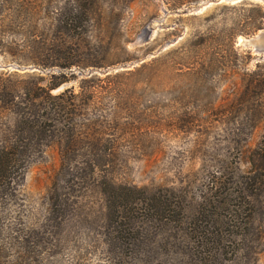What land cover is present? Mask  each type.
Wrapping results in <instances>:
<instances>
[{
	"label": "rangeland",
	"instance_id": "obj_1",
	"mask_svg": "<svg viewBox=\"0 0 264 264\" xmlns=\"http://www.w3.org/2000/svg\"><path fill=\"white\" fill-rule=\"evenodd\" d=\"M204 1L0 0L1 94L18 73L16 99H0V146L29 106L27 75L56 74L65 81L52 93L66 91L43 151L14 157L0 181V264H264V170L251 163L264 85L244 76L263 73L264 55L239 34L238 61L220 69L211 59L219 44L230 52L229 33L256 21L264 1L185 12ZM114 185L133 197L180 193L184 221L139 216L116 235ZM201 205L210 211L195 226Z\"/></svg>",
	"mask_w": 264,
	"mask_h": 264
},
{
	"label": "trees",
	"instance_id": "obj_2",
	"mask_svg": "<svg viewBox=\"0 0 264 264\" xmlns=\"http://www.w3.org/2000/svg\"><path fill=\"white\" fill-rule=\"evenodd\" d=\"M244 1H241L242 4ZM257 20L253 23L243 25L240 30L233 29L229 33V43L231 44V50L228 53L221 48L220 44L215 48L216 51L211 53V59L215 60L216 66L221 68L226 67V63L231 58H235L237 61L240 59L239 47L236 46L237 36L239 34L248 37L252 36L258 29L262 27L264 22V9L257 7ZM251 24V25H250ZM242 27V26H241ZM208 43L207 39L203 38L199 42L201 52ZM206 50V49H205ZM168 51L163 56H158L152 60V64L165 62L166 57L169 55ZM179 63V62H178ZM186 63H179L182 66ZM69 67V65H66ZM205 70L207 68L205 63L201 64ZM215 66V67H216ZM29 74V73H27ZM18 73H11L6 79V83L3 85L0 93V99H6V101H13L16 99V85L14 77H17ZM256 75L260 76V81L264 85V71L259 72L254 70L252 72H245L244 76H249L247 79L251 80V77ZM26 76V74L24 75ZM50 80L48 81L46 76L43 75H27L28 80L25 82L27 85L24 88V97L27 108H24L15 122L14 130L16 137L12 138L6 135L5 141L0 146V181L7 178V172L10 169V163L14 160V157H31L33 151L42 152L44 144L49 137V133L53 132L56 128V114L59 112V105L57 101L61 96L66 93L63 92L59 95L52 93L53 89L61 85L65 80H60V77L56 74H48ZM263 92V88L261 89ZM249 92V88L246 87L244 94ZM71 145V144H69ZM251 163L252 170L256 174H262L264 170V141L252 151ZM255 174V175H256ZM112 187V186H111ZM131 187L128 186H113L112 191L109 194L110 207L108 215L112 218L114 225H111L112 230L120 235L124 231H128L129 228L134 226L139 220V216H147L149 220H167L183 222L184 219L181 216L184 212L183 203L185 198L180 193L172 191V195H168L162 191H150L147 188H135L137 195L133 197ZM225 193H220V196H224ZM228 197L227 194H225ZM218 208L223 206V202H218L215 205ZM176 208H180L177 212ZM210 209H206L201 205L193 216V222L195 226L199 224L203 218H207V213ZM236 216V217H235ZM239 215H233L234 218H238ZM235 220V219H234ZM197 230V228H195ZM202 233V232H201ZM201 235L199 234L198 238ZM199 240V239H198Z\"/></svg>",
	"mask_w": 264,
	"mask_h": 264
},
{
	"label": "water",
	"instance_id": "obj_3",
	"mask_svg": "<svg viewBox=\"0 0 264 264\" xmlns=\"http://www.w3.org/2000/svg\"><path fill=\"white\" fill-rule=\"evenodd\" d=\"M223 0H214V2H221ZM227 2H230V3H236L238 1H241V0H225ZM264 1V0H263ZM213 0H208V1H204L200 7H197V8H189L187 9L185 12L188 13V12H193V11H197V10H200L202 7L212 3ZM154 34V30L153 29H149L148 33L145 35V37H143L139 43H144V42H147L149 41L152 36ZM239 43L245 47H252L254 52L256 54H259V55H264V29H261L259 30L258 34L256 35V37H243V39L239 40ZM170 43H167L166 46H168ZM15 69H21V70H26L27 68L23 67L21 68L20 66L18 65H12ZM3 65L2 63L0 62V68H2ZM31 69V68H29Z\"/></svg>",
	"mask_w": 264,
	"mask_h": 264
},
{
	"label": "bare ground",
	"instance_id": "obj_4",
	"mask_svg": "<svg viewBox=\"0 0 264 264\" xmlns=\"http://www.w3.org/2000/svg\"><path fill=\"white\" fill-rule=\"evenodd\" d=\"M243 39V38H242ZM241 40V39H240Z\"/></svg>",
	"mask_w": 264,
	"mask_h": 264
}]
</instances>
